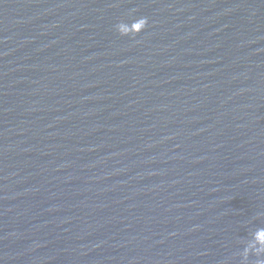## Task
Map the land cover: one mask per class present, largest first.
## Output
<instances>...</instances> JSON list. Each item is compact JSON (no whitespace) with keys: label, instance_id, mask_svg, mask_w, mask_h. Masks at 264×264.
<instances>
[{"label":"water","instance_id":"1","mask_svg":"<svg viewBox=\"0 0 264 264\" xmlns=\"http://www.w3.org/2000/svg\"><path fill=\"white\" fill-rule=\"evenodd\" d=\"M260 250L264 0H0V264Z\"/></svg>","mask_w":264,"mask_h":264},{"label":"clouds","instance_id":"2","mask_svg":"<svg viewBox=\"0 0 264 264\" xmlns=\"http://www.w3.org/2000/svg\"><path fill=\"white\" fill-rule=\"evenodd\" d=\"M143 21H144V27H145V26H146V23H147V21H146V20H144V19H143ZM261 251H264V250H260V251H258V252H257V255H258V256L261 254ZM260 264H264V261H261V262H260Z\"/></svg>","mask_w":264,"mask_h":264}]
</instances>
